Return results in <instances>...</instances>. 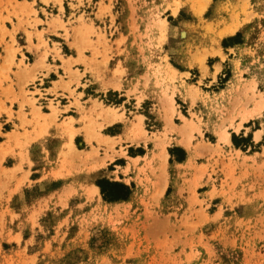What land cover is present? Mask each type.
I'll use <instances>...</instances> for the list:
<instances>
[{
    "label": "rangeland",
    "instance_id": "rangeland-1",
    "mask_svg": "<svg viewBox=\"0 0 264 264\" xmlns=\"http://www.w3.org/2000/svg\"><path fill=\"white\" fill-rule=\"evenodd\" d=\"M66 1L58 15L41 8L48 0H0V264H264V0ZM235 16L244 20L232 38L239 44L227 47L218 31ZM61 32L91 54L102 89L83 117L89 151L74 149L64 122L61 149L100 164L126 156L128 199L107 201L86 182L59 192L27 178L28 151L43 142L32 139L47 128L32 134L38 118L32 109L26 118L24 104L40 109L30 90L47 84L27 73L46 52L33 60L21 45L33 34L36 48L62 41ZM119 117L123 135H103ZM223 129L231 143L218 140ZM175 142L192 153L185 159Z\"/></svg>",
    "mask_w": 264,
    "mask_h": 264
},
{
    "label": "crops",
    "instance_id": "crops-1",
    "mask_svg": "<svg viewBox=\"0 0 264 264\" xmlns=\"http://www.w3.org/2000/svg\"><path fill=\"white\" fill-rule=\"evenodd\" d=\"M54 1L57 0H48V6L42 5L41 8L47 13L51 10L53 13L56 11V14L58 15H64L66 13L65 4L69 2L63 0L59 5V3H55ZM73 3L74 1L71 0V4ZM59 6L61 8H59ZM36 18H39V20L43 22L40 15H37ZM47 18L48 17L46 15L45 19ZM36 31L39 32L38 25L36 27ZM57 31L58 30H56V32ZM32 33L35 32L33 31ZM234 33L225 36L226 40L230 39L225 46L232 47L235 44H239V41L232 39L235 35ZM59 34L63 38L62 41L55 39V37H47L45 41L46 46L41 45L40 43V45L36 48L35 45H38L40 40L39 37H37L38 40H36L35 34L30 37V40L24 38L25 42L21 45L24 47L25 51L28 50L29 53L33 55V60H41L42 52H46L44 60L45 65L40 63L33 64L27 73L31 75L35 74L42 82L47 83L44 86H40V83H37L34 88L30 90L32 92H34L35 89L39 90V92H35V94H33V97L36 102L39 103L40 109L37 108L36 104H34L35 108H32L28 104L23 105L24 112L27 113L26 118L31 116V109L38 118L37 122L39 125H37L35 132L32 134H35L40 128H43V123L47 124L44 135L32 139V143L40 140H43V142H39L33 147V149L28 151L27 157L31 166L29 167L27 178L33 182V185L37 182L40 183L41 181H47L52 184L53 187L51 188L53 190H57L59 192L67 190L70 187L77 186L76 181L86 182V185L90 187L92 193L100 195L99 187L96 185L95 180L104 177L109 181H118L127 185L130 189V193L126 198L128 199L133 190V176L130 174V171L125 170L127 171L126 173L123 171V169L126 168V156H117L113 159L114 162L105 160L104 164H100L101 159L95 156L80 155L73 151H71L70 155H66L61 149L62 143L67 141V139L62 136L60 130L61 127L59 126L62 122H64L67 124L68 130H74V133L70 135V142L74 149L77 151H89L90 148L87 144V138L85 135L86 132L83 128V117L86 116L87 113L94 107L90 100L92 96H94V93L101 92L102 89L99 83L95 80L94 70L91 71V69H89L94 65V63L90 60L91 54L83 49V43L76 37L74 38L70 36L64 38L62 32ZM41 38L45 39L44 34H41ZM63 46H65L66 52L63 51ZM53 82H58L57 87H54ZM53 88H55L54 93L48 91ZM64 97L66 99H64ZM75 100L79 102L80 107H82L83 110L81 108L79 109V106H76L74 103ZM50 101H52L53 106L58 109V112H56L55 115L48 107ZM57 102H59V104H57ZM97 110L98 108H95V111ZM103 113L105 114V112ZM117 113L121 114L120 110H118ZM107 115L111 116L110 113ZM138 115H140V113ZM14 122H16V120H14ZM123 132L122 120L119 117L105 124L101 133L109 137H115L120 134L123 135ZM47 137H50L49 139L53 141L51 145H47L46 142L49 140ZM76 139L79 141L81 146L79 148L76 145ZM170 146L179 150V152H183L182 154H184L185 159L192 153V148L182 142H175ZM127 147H130V145L127 144L126 148ZM142 152L144 151L142 150ZM142 155L143 153L139 152L132 154L127 153V157L131 159L142 157ZM110 162H112L110 164L111 167L109 168L108 173H105L104 168H106V165ZM16 165L17 159H15L14 163L12 162V164L7 165V167L12 168ZM26 166V162H23L22 168L24 171L26 170ZM67 168L70 169L69 173L64 172ZM114 173L116 176H114ZM93 174L94 176L92 177ZM16 175H18V173H16ZM71 175H76V177H72ZM71 178L74 179L71 181ZM40 189L43 188L40 187ZM23 190H25V188H23ZM45 197L46 194L41 193L33 204L32 202L29 203L25 199H23V203L24 205L32 204L34 207L38 205L40 206L42 205L43 200L46 199ZM119 200L122 201L125 199H118L115 201Z\"/></svg>",
    "mask_w": 264,
    "mask_h": 264
},
{
    "label": "trees",
    "instance_id": "trees-1",
    "mask_svg": "<svg viewBox=\"0 0 264 264\" xmlns=\"http://www.w3.org/2000/svg\"><path fill=\"white\" fill-rule=\"evenodd\" d=\"M99 187V192L102 198L107 201H115L118 199H126L130 193L127 185L118 181H109L105 178H98L95 180Z\"/></svg>",
    "mask_w": 264,
    "mask_h": 264
},
{
    "label": "bare ground",
    "instance_id": "bare-ground-1",
    "mask_svg": "<svg viewBox=\"0 0 264 264\" xmlns=\"http://www.w3.org/2000/svg\"><path fill=\"white\" fill-rule=\"evenodd\" d=\"M205 3L210 1V0H203ZM177 9V7H173L172 8V11L175 12ZM220 13V7H218V9L216 10V15ZM243 18L239 17V16H235L230 22L229 24H227L226 26L222 27L219 29L218 31V36L219 37H222V36H226V35H229V34H233L236 29L239 28V26L241 25L242 23ZM172 71H175V69L172 67L170 68ZM97 105V104H96ZM108 110H109V107H107ZM111 108V107H110ZM107 110V109H106ZM103 111V110H102ZM109 112V111H108ZM244 118V117H243ZM135 125V123H133ZM132 124V125H133ZM131 126V125H130ZM137 127V126H136ZM132 129V127H131ZM137 128H135L136 130ZM134 130V129H133ZM219 131V130H218ZM260 134H261V131L260 130H256L254 132V138L255 139H259L260 137ZM109 139V138H108ZM107 140V139H106ZM105 140V141H106ZM218 140H221L223 142H226V143H229L230 142V138H229V132L226 131V130H221L220 133H219V137H218ZM238 151V150H237Z\"/></svg>",
    "mask_w": 264,
    "mask_h": 264
}]
</instances>
